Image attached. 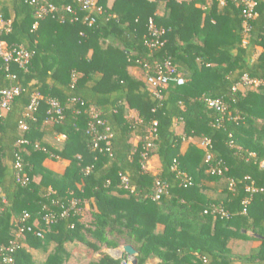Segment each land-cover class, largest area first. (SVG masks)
Segmentation results:
<instances>
[{
  "label": "trees",
  "instance_id": "obj_1",
  "mask_svg": "<svg viewBox=\"0 0 264 264\" xmlns=\"http://www.w3.org/2000/svg\"><path fill=\"white\" fill-rule=\"evenodd\" d=\"M91 1L101 12L86 25L79 0H40L56 9L42 20L26 0H0V41L30 53L23 67L0 60V92L19 88L0 115V247L17 242L13 264H67L68 243L99 254L90 264H120L101 251L122 242L136 264H264V192L247 191L264 189V87L232 91L244 75L264 82V0L248 32L232 2ZM165 59L184 82L154 92L147 78ZM208 99H223L226 111ZM18 161L27 185L16 181ZM235 242L256 250L235 252Z\"/></svg>",
  "mask_w": 264,
  "mask_h": 264
},
{
  "label": "built area",
  "instance_id": "obj_2",
  "mask_svg": "<svg viewBox=\"0 0 264 264\" xmlns=\"http://www.w3.org/2000/svg\"><path fill=\"white\" fill-rule=\"evenodd\" d=\"M80 3L82 4V11L87 12L88 14L86 15L85 19H83V23L86 25H92L95 22V17L93 16V13H100L101 8L97 7L94 1L91 0H84L81 1L79 0ZM195 1V0H192ZM210 1V0H207ZM215 2L218 3L220 6L226 5L227 2H232L236 5V7L241 9V15L243 17V27L246 32L249 31L250 29V24L249 22L256 17V7H257V1L256 0H214ZM31 6L34 7L35 9V15L37 19L42 20L48 15L53 14L56 9L53 5L47 4V3H41L40 0H26ZM196 7H200L199 4L196 5ZM70 11V9H67ZM77 20V18H75ZM38 23H34L33 29L37 27ZM8 27V24H5L2 22L0 19V29L3 27ZM149 29L152 35L158 36L159 32L153 27L152 21H149ZM162 45L161 43L155 42L150 44V46H160ZM30 58V53L27 51H24L23 49L19 50H12L9 51L5 48L4 42L0 41V60L8 65L9 63H15L19 67H23L29 60ZM156 69H155V76H150L147 78V85L150 87L151 90L156 92L157 88L160 87H165L169 82L175 81L178 85H182L184 80L182 76L177 73L176 67L171 63L169 59H165L160 63L155 64ZM264 87V82L256 79H251L248 76L244 75L241 77L239 82L232 87V91L235 92L238 88L240 87H247L251 89H257L258 87ZM19 94V88L13 87L9 88L6 90H3L0 92V115L2 114L3 111L7 109V107L10 105L12 100ZM39 97L35 96L28 108V112H32L36 110L37 107V101ZM49 110H48V115L51 117L52 121L58 122L59 120L62 119L63 116V111L62 108L60 107L58 101L52 100L49 103ZM207 104L210 108H213L216 112L218 113H224L226 111V106L225 102L223 99H208ZM92 112V111H91ZM93 114V113H92ZM94 119H97V115H93ZM100 121H98V124ZM156 123H154L155 125ZM22 129H25L24 126H22ZM92 130V128H91ZM64 138V137H62ZM105 139V137L103 138ZM209 144V141L207 139H203L200 143L199 146L202 148H207ZM206 159H210V155L208 154L206 156ZM145 169L150 168V163L146 162V165L143 166ZM15 169L17 170V175H16V181L18 183H21L22 185H27L29 183V179L26 174L21 173V164L19 161L15 164ZM215 172L212 170V173ZM217 173H221L219 170ZM122 183L124 185L128 184V181L126 178H122ZM156 188H155V196L154 199L157 200L159 199L160 195L162 194L164 190V186L160 183V181L156 182ZM247 191L249 192H264V189H256L252 186H249L247 188ZM244 203H247V201H244ZM62 216H67V211H64L62 213ZM28 217L26 214L24 215V218ZM46 222H52L54 220L53 215H48L46 216ZM35 235L37 237H41V233L36 232ZM14 246H17V242H12L11 246L8 247H0V264H13V259L11 257V254L14 250ZM133 262V257L127 255L126 261H124L122 264H131Z\"/></svg>",
  "mask_w": 264,
  "mask_h": 264
},
{
  "label": "rangeland",
  "instance_id": "obj_3",
  "mask_svg": "<svg viewBox=\"0 0 264 264\" xmlns=\"http://www.w3.org/2000/svg\"><path fill=\"white\" fill-rule=\"evenodd\" d=\"M174 128H175V131H176V133L177 134H181V127H180V122H175L174 123ZM150 137V135L148 134V138ZM139 141V138L138 137H135L133 140H132V144L133 145H136L137 144V142ZM155 160H153L152 162H151V166L152 167H155V162H154ZM91 210H89V206L88 205H86L85 206V210H84V218H83V221H85V222H87V221H89V219H90V215H91ZM124 245H126V244H121V246L118 248V249H116V250H108V249H103L102 251H101V253H103V254H105V255H107L108 254V256H111V257H115V258H117L115 255H114V252L115 251H119V253H120V259H117V260H120V264H122L124 261H126V257H127V255L125 254V252L123 251V246ZM231 248L233 249V251H235V252H238V251H242L243 253H248L249 251L251 252V251H255L256 249V247L252 244V243H247V244H243V243H241V242H235V243H233V244H231ZM51 249H52V246L50 247V249H49V252L51 251ZM67 249H68V251L70 252V255L72 254V258L70 259V262H69V264H74V258L76 259V258H78V261H80V260H83V256H81L83 253H91V251L88 249V248H86L85 246H83V245H81V244H78V243H68L67 244ZM38 253H45V252H43V251H37ZM33 253H36L35 251L33 252ZM80 254V255H78L77 257H75V254ZM97 256V255H96ZM92 257H93V255H91V259H92ZM98 257V256H97ZM97 257H93V259H95V258H97ZM133 260H134V258H133ZM37 261H39V260H37ZM79 264H84V262H80ZM132 264V263H131Z\"/></svg>",
  "mask_w": 264,
  "mask_h": 264
},
{
  "label": "crops",
  "instance_id": "obj_4",
  "mask_svg": "<svg viewBox=\"0 0 264 264\" xmlns=\"http://www.w3.org/2000/svg\"><path fill=\"white\" fill-rule=\"evenodd\" d=\"M177 1H185V0H177ZM158 13L159 14H161L162 13V10H161V7H160V9L158 10ZM131 73L132 74H134V75H137V74H139V71L137 70V69H131ZM130 116H132V117H136V114L134 113V112H131V114H130ZM180 126H181V123H180ZM191 140L189 139L187 142H190ZM185 143V144H184ZM183 143V146H186V142H184ZM184 148V147H183ZM45 166L46 167H48V168H50L51 170H53V171H57V172H61V171H63V169H64V167H65V163L64 162H53V161H50V160H46L45 161ZM123 244H126V245H130V244H127L126 242H122ZM125 246V245H124ZM123 246V247H124ZM119 248V247H118ZM118 248H116V249H118ZM116 249H108V250H116ZM35 251V250H34ZM33 251V252H34ZM36 253H33L34 255H35V258L37 259V260H39L40 262L41 261H43L45 258H46V256H47V253H38L37 251H35ZM103 254V253H102ZM78 255H80V254H75V257H77ZM99 255V254H94L93 255V257H97V256ZM108 255V254H107ZM114 255L117 257V258H115V257H111V258H113V259H115V260H117V259H120V253H119V251H115L114 252ZM81 256H83V260H80V261H78V258H74V264H79L80 262H84V264H90V262L92 261V259H91V255H90V253H83ZM92 257V258H93ZM72 258V254L70 255V258H69V260H68V262H67V264H69V262H70V259ZM158 262V260L157 259H155V260H150L149 262H148V264H156Z\"/></svg>",
  "mask_w": 264,
  "mask_h": 264
},
{
  "label": "water",
  "instance_id": "obj_5",
  "mask_svg": "<svg viewBox=\"0 0 264 264\" xmlns=\"http://www.w3.org/2000/svg\"><path fill=\"white\" fill-rule=\"evenodd\" d=\"M123 251L125 252L126 255H129L131 257L134 258L132 264H136V261H135V256L137 255L136 251L132 248V246L130 245H125L123 247Z\"/></svg>",
  "mask_w": 264,
  "mask_h": 264
}]
</instances>
